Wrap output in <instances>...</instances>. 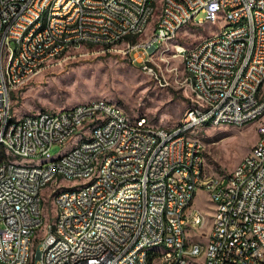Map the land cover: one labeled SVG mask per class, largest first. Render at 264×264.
<instances>
[{
	"label": "built area",
	"instance_id": "1",
	"mask_svg": "<svg viewBox=\"0 0 264 264\" xmlns=\"http://www.w3.org/2000/svg\"><path fill=\"white\" fill-rule=\"evenodd\" d=\"M1 1L0 118L12 114L11 93L26 73H38L47 52L64 55L72 41L92 45L84 35L105 38L106 50L127 40L126 52L155 74L150 62L162 37L172 40L188 24H227L191 47H175L191 72L189 101L199 89L212 106L184 112L172 127L130 118L101 98L82 102L74 113L30 112L21 125L0 126L6 155L0 162V264H184L189 256L183 249L202 246L189 241V229L204 224L205 216L188 212L199 187L212 192L214 204L210 255L191 262L264 264V141L253 144L236 164L238 173H230L229 191L220 192L218 177L201 181L209 174L200 161L201 139L186 136V129L255 121L264 130V0ZM149 11H158V18L149 19ZM148 27H155L150 41L128 40ZM13 41H21V52H13ZM8 79L15 86L1 92ZM101 115H109V125L89 135L88 144L53 167H32L33 158H51L53 145L65 144L72 132L85 133ZM17 158L21 168H14ZM52 172L84 175L83 192L63 188L60 226L43 230L38 193ZM150 241L172 242V249L158 254L147 249Z\"/></svg>",
	"mask_w": 264,
	"mask_h": 264
},
{
	"label": "rangeland",
	"instance_id": "2",
	"mask_svg": "<svg viewBox=\"0 0 264 264\" xmlns=\"http://www.w3.org/2000/svg\"><path fill=\"white\" fill-rule=\"evenodd\" d=\"M157 17L158 11L151 19ZM226 24V20L222 19L219 23L205 22L182 27L172 40L162 42L154 50L150 64L155 74L147 73L141 67L142 62L134 60L126 52L127 40L109 47V50L96 44L71 47L11 93L12 110L16 116L38 111L67 110L82 102L101 98L121 107L130 118L143 116L154 126L172 127L185 112L190 95L185 83L187 73L175 47H191L218 30L219 25ZM151 29L146 28L135 42L147 39ZM258 123L261 121L241 127L218 125L191 130L190 136L198 135L203 144L205 173H209L204 175L222 176L232 172L257 141ZM90 132L91 128L86 129L85 133L77 132L66 146L53 145L51 158H33L32 163H47L67 154ZM14 163L21 164V160L17 158ZM57 180L55 178L41 191L44 226L53 222L57 214L53 188L57 185L68 188L84 182L65 178L59 182ZM209 199L208 192L199 187L188 209V212L198 211L205 216L201 228L189 229V241L197 242L202 247L207 243L214 213V204ZM199 260L201 256L193 261Z\"/></svg>",
	"mask_w": 264,
	"mask_h": 264
},
{
	"label": "bare ground",
	"instance_id": "3",
	"mask_svg": "<svg viewBox=\"0 0 264 264\" xmlns=\"http://www.w3.org/2000/svg\"><path fill=\"white\" fill-rule=\"evenodd\" d=\"M156 11H149V19L152 18ZM0 16H2V1L0 0ZM158 18V17H157ZM146 30V29H145ZM144 30V31H145ZM144 31H138L137 34L134 36L137 37L139 35H142ZM155 34V27H152L151 31L149 32V36L147 39L140 41L138 43H145L146 41H150L151 37ZM171 40V36H164L162 37L161 42L156 43L154 45V50L159 48V45L164 42ZM84 43H92L96 45H100L102 47H106V39L105 38H92V35H84ZM79 41H72L71 47L79 46ZM115 44H109V47L113 46ZM105 49V48H104ZM0 50H1V42H0ZM13 52H21V41H13ZM62 54V50H53L50 52H47V60L46 61H39L38 62V71L42 67H44L49 61L55 59L56 57L60 56ZM187 73V80H191V72ZM35 73H26L25 74V81L30 79ZM9 86H15V79H8V81H2L1 83V92H8ZM192 96H194V101L185 109V112H190L193 110H198L199 105L202 106H212V99L208 98V96L199 95V89H192ZM104 101V105H116L114 103ZM76 108H82V103L77 104L67 110H64L65 113H74L76 111ZM145 119V122H150L148 118L143 117ZM23 122V116L17 117L13 110L12 114L10 116H6L5 118H0V126H8L11 124L14 125H21ZM79 123H86V116H79ZM109 125V115H101V119H96L93 122L87 123L85 125V130L91 128L90 135H94L96 131H99L101 128H107ZM193 129H186V136H190V132ZM77 132H72L70 135V138L65 142V144H62V146H66V144L73 138V136ZM83 133V132H82ZM264 141V130H258V139L256 142H262ZM202 142V141H201ZM89 143V136L86 138H83L71 151H69L65 155H60L57 158H53L50 161H47V163L41 162V164H33L32 167H53L55 165V160H63L64 157L70 156L73 154L77 147L80 145H86ZM0 144H1V137H0ZM200 161L201 165H205V159L203 155V149L200 150ZM239 164V163H238ZM14 168H21V164L14 163ZM230 173H238V165L235 166V168ZM230 173L227 175H210V177H218L220 179V192H227L229 191V183H230ZM57 178L58 182L60 179H69V180H82L84 181V175L81 174H74V175H65L60 174V172H52L51 177L48 180H45L40 185V191L38 193V200H39V212H42V198H41V191L42 189L50 182H53V180ZM56 181V182H57ZM201 181H209V175L205 176L204 174H201ZM84 182H81L80 184H77L73 187V193H81L83 192V184ZM59 184V183H57ZM63 188H66L64 186H56L53 188V197L56 202L57 207V214L53 222L47 223L45 226L43 224L44 217L42 215V229L43 230H51V228H58L60 226V217H61V209L59 208V200L62 199L63 195ZM69 188V187H68ZM209 198L212 199V192H208ZM195 217H202V214L198 211H195ZM54 237L55 238H62V230L61 229H54ZM27 241H34V234H27ZM147 249L149 250H155V252H158V254H167V252H170L172 249V242H157V241H150L147 242ZM210 255V244H206L205 247H202L200 249L190 250V249H183V256H189L184 257V264H196L193 261L198 256H201V259H207Z\"/></svg>",
	"mask_w": 264,
	"mask_h": 264
},
{
	"label": "trees",
	"instance_id": "4",
	"mask_svg": "<svg viewBox=\"0 0 264 264\" xmlns=\"http://www.w3.org/2000/svg\"><path fill=\"white\" fill-rule=\"evenodd\" d=\"M128 40H131V42H135L136 37L135 36L134 37L133 36H129ZM91 46H93V45H91ZM5 158H6V155H5L4 147H3V145L0 144V162L2 160H4Z\"/></svg>",
	"mask_w": 264,
	"mask_h": 264
},
{
	"label": "crops",
	"instance_id": "5",
	"mask_svg": "<svg viewBox=\"0 0 264 264\" xmlns=\"http://www.w3.org/2000/svg\"><path fill=\"white\" fill-rule=\"evenodd\" d=\"M159 46H160V45H159ZM191 103H192V101H189V100H188L187 107H188ZM187 107H186V108H187ZM21 116H23V115H21ZM17 117H20V116H17ZM179 119H180V118H179Z\"/></svg>",
	"mask_w": 264,
	"mask_h": 264
}]
</instances>
